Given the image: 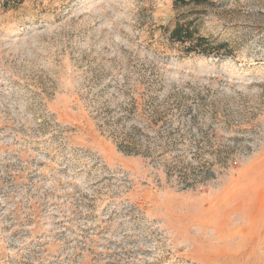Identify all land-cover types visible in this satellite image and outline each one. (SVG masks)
<instances>
[{"label": "rangeland", "instance_id": "obj_1", "mask_svg": "<svg viewBox=\"0 0 264 264\" xmlns=\"http://www.w3.org/2000/svg\"><path fill=\"white\" fill-rule=\"evenodd\" d=\"M0 264H264V0H0Z\"/></svg>", "mask_w": 264, "mask_h": 264}, {"label": "trees", "instance_id": "obj_2", "mask_svg": "<svg viewBox=\"0 0 264 264\" xmlns=\"http://www.w3.org/2000/svg\"><path fill=\"white\" fill-rule=\"evenodd\" d=\"M8 1V0H6ZM170 37L172 39H175L176 41H184V40H189L192 39V34L190 32H188L185 29H181L176 27L172 32ZM203 40H198L196 45H200V43H202ZM192 51V50H191Z\"/></svg>", "mask_w": 264, "mask_h": 264}]
</instances>
